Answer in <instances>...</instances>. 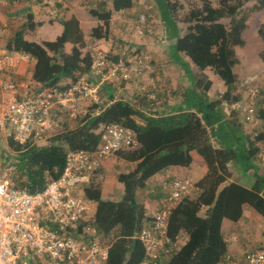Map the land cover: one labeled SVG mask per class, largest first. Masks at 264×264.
I'll use <instances>...</instances> for the list:
<instances>
[{
  "label": "trees",
  "instance_id": "1",
  "mask_svg": "<svg viewBox=\"0 0 264 264\" xmlns=\"http://www.w3.org/2000/svg\"><path fill=\"white\" fill-rule=\"evenodd\" d=\"M14 1L10 0L9 4ZM136 3L137 0H92L87 9L81 8L85 10H82L83 18L89 22L87 27L61 3H56L55 9H59L62 17L48 22L37 20L33 10L27 7L10 18L9 28L3 23L6 25L2 27L9 33L0 47L9 52L27 53L34 59L30 91L46 87L65 89L82 77L91 78L93 51L89 44L114 42L117 37L113 33L117 25L114 17L130 14ZM147 6L146 27L154 22L162 28L164 39L169 43L167 59L189 76L192 84L182 92V101L175 113L162 115L154 111L156 102L150 95H158L155 82L141 96L147 111L142 109L144 104L141 108L136 104L117 103L121 108L120 117L108 126L119 124L130 129L139 146L122 149L115 155L135 163V168L117 177L123 188L120 201L103 199L100 190L93 187L82 191L87 200L96 204V210L92 218L80 223L75 234L91 229L93 237L105 246L118 240L110 248L105 264L141 263L145 249L137 235L145 224L147 227L151 223L152 216L145 215V223L141 224L146 211L140 195L149 191V182L157 174L169 168L191 166L192 152H196L205 160L208 170L195 184L197 196L181 199L172 210L167 236L175 246L161 256V264H217L228 254V244L222 234L224 220L239 222L245 206L264 219V176L255 173L251 187L239 182V178L256 170L254 160L264 144V89L260 87L254 102V117L260 122L252 134L246 131V115L241 110H231L229 116L223 111L224 106H234L242 99L243 90L234 74L235 48L241 43L246 22L264 9V0H148ZM47 27L53 31L50 37H45ZM258 33L264 38V26ZM117 42L128 48L117 55L106 53L108 59L113 62L133 59L130 64L134 69L128 81L136 74L143 79L141 75L152 60L136 48L131 50L133 44L121 38ZM138 59L144 65L138 64ZM207 71L224 87L213 99L208 96L213 83ZM62 79H68L69 83L59 85ZM101 110V103L91 104L87 117H95ZM105 129L90 152L100 143ZM3 138L0 134V139ZM212 140L218 143V148ZM5 142L9 151L6 165L14 169L9 179L15 187L35 194L63 174L69 153L59 147L38 145L32 140L19 144L12 137ZM164 192L166 199L169 193L166 189ZM162 207L163 203L158 210Z\"/></svg>",
  "mask_w": 264,
  "mask_h": 264
},
{
  "label": "built area",
  "instance_id": "2",
  "mask_svg": "<svg viewBox=\"0 0 264 264\" xmlns=\"http://www.w3.org/2000/svg\"><path fill=\"white\" fill-rule=\"evenodd\" d=\"M9 3L10 0H0V7ZM145 27V16L141 15L135 32L143 35ZM92 57L91 78L130 79L133 59L113 62L101 50H94ZM137 63L144 65L142 59ZM23 64L28 68L22 72ZM33 64L31 55L0 47V134L12 137L19 144L32 140L40 145L52 129L55 109L67 111L76 119L80 101L98 105L101 100L98 88L85 77L65 89L46 87L30 91ZM260 89L258 86L249 88L248 96L256 100ZM254 115L253 104L246 111V120L256 121ZM135 147L133 131L111 124L94 151L69 153L61 177L51 181L41 192L30 194L0 174V264H105L110 247L94 238L91 229L75 234L90 213L89 204L76 195V191L80 179L96 172L104 159L122 149ZM194 188L189 178L164 184L169 196L163 200V207L151 215V223L137 235L145 249V258L139 264H161V256L175 246L167 236L169 218L181 199L192 196ZM217 264H264V244L241 256L226 254Z\"/></svg>",
  "mask_w": 264,
  "mask_h": 264
},
{
  "label": "crops",
  "instance_id": "3",
  "mask_svg": "<svg viewBox=\"0 0 264 264\" xmlns=\"http://www.w3.org/2000/svg\"><path fill=\"white\" fill-rule=\"evenodd\" d=\"M21 1H24L25 3H21ZM69 1L70 0H57L58 3H61L62 7L70 9L71 12L79 18L83 25L86 22L89 23L85 20V18H83L85 15L82 13L81 9L77 8L76 2L73 1V5H69ZM48 3L51 5L52 1L16 0V2H13V4L0 7V20H3L4 17L10 19L16 15H19L23 9L30 7L35 13L37 20L48 22L40 19V16L43 14L41 11V5ZM53 14V19L62 17V13L59 11V9L54 10ZM126 16L127 17H125L124 15V18L120 20V23H117L116 28L119 27L120 29H122L123 26H125L124 24H122V22L127 21H130L131 24L129 25H131L132 27V24L136 19V15L131 14L130 12V14ZM152 25L153 24L149 26L147 25L149 30L151 27H155L162 32V39L160 41L162 45H159L160 48L152 49L151 47L146 45L147 43H144L143 41L138 44L136 43V45L133 46L140 51L139 53H146L148 54V56L152 57V64H148L146 73L150 76L155 77V80L153 82H155L158 88V95L155 94L153 96V100L156 102L154 111H157L162 115L170 112L175 113L181 104L182 92L191 87L192 81L189 76H187L182 70H180L179 67H177V65L167 59V54L169 52V43L164 39L162 28L158 25ZM130 31L131 33H134L132 28H130ZM125 33L130 34L126 30ZM47 34H49V36L46 37H50L53 35V31L47 29ZM123 38L124 37H122L121 39ZM118 40L119 39L117 37L114 39V42L99 41L96 43V45L100 48H103L108 54L117 55L120 54V51L113 44H116ZM126 43L130 44L129 41H127ZM242 44V47L238 49L239 51H236L235 48V59L237 58V66L235 67L236 64L234 65V74L238 79L239 87L243 90L242 99L234 106L223 107V111L226 116H229L230 111L234 109H239L246 115L247 109L252 106L256 100H252L249 96L246 95L245 83L247 82V84H251L250 86H248V88L256 87L258 85H253V78H256V82L259 78H262L258 77L257 75H254V77L252 78L250 77L251 75L253 76V74L250 71L248 62L244 61L245 58L249 56V54L245 53V42ZM153 51L156 54L150 53ZM258 51L259 50L257 48L255 50V55L260 57V60L262 61V52L264 51V49L259 52ZM27 68L28 66H26V64H23L20 67V70L23 72ZM262 68L264 69V63ZM193 71L195 70L193 69ZM177 74L180 75V78L177 77ZM136 75H132V79L128 82H124L119 79H116L114 81H100V79L90 78L92 85L96 86L99 91L102 107L101 112L99 114L97 113L98 115L95 117H87L91 107V104L88 101H80L78 103L77 119L71 118L67 111H63L60 108L55 109L52 129L44 136V140L40 143V145L57 146L66 154L78 150L89 151L94 148V145L100 133L110 123L115 122L120 117L121 108L117 105V103L126 102L130 103L131 105L136 104V106H140L141 108L144 104V108L142 109L147 111L146 105L144 101H142L143 99L141 98V96L143 90L148 88V84L145 85V83H143V79H139V76ZM208 78L213 83L211 90L208 92V96L213 99L218 97V95L223 92L224 87L221 82L218 83V81H215V79L212 80V78H210L209 76ZM68 83V79H62L59 85L65 86ZM219 86L221 89L220 91H212L214 87L218 88ZM92 120L93 122L89 124ZM246 121V131L249 134H252L259 127L260 121ZM212 143L215 148L219 147L218 143L215 140H212ZM138 146L139 144L136 137V147ZM192 159L193 162L188 168H169L157 174L149 182V191H146L143 195H140V201L142 202V205L144 206L146 211V213L143 214L144 217L141 221V224L145 223L144 218H149L156 210L160 208L165 196L164 184L166 182L174 179L189 178L195 186V184L204 177L208 170L205 160L196 152H192ZM254 163L257 166L255 170L256 172L252 171L248 175L239 178V182L246 187H251L253 185L254 180L256 179L255 173L264 176V144L261 145V153L259 154V157L254 160ZM101 166L102 167L99 171L90 175L83 176L80 179L76 191V195L81 197L89 204L90 213L88 219L94 216L96 204L90 200H87L83 196L82 191L87 187H93L100 190L103 199L110 201H120L123 196V188L122 185L118 182L117 177L122 172H131L135 168V163L126 162L125 160L119 158L117 155H114L107 159H104ZM161 186L163 190L159 189L161 188ZM194 189L195 191L191 196L192 198H195L199 193L196 187ZM148 194L150 195L148 196ZM144 227H146V224L143 226V228ZM222 234L228 244V254L241 256L246 252L258 249L264 244V219L259 216L254 209L245 206L243 209V217L239 222L232 223L228 220L223 221ZM185 238L186 237L183 236L182 240L184 241ZM117 241L118 240L114 241L108 246L112 249Z\"/></svg>",
  "mask_w": 264,
  "mask_h": 264
},
{
  "label": "rangeland",
  "instance_id": "4",
  "mask_svg": "<svg viewBox=\"0 0 264 264\" xmlns=\"http://www.w3.org/2000/svg\"><path fill=\"white\" fill-rule=\"evenodd\" d=\"M42 1H45V0H42ZM51 1H52L51 5L49 3L41 5V11L43 13L40 16L41 20H45V21H49L50 19L53 20V15H54L53 12H54V10H56L55 9V4L58 3V2H57V0H51ZM73 1L76 2L77 8H79V9H81V8L87 9V7L89 5L88 3L90 2V4H91L92 0H90V1L89 0H70L69 1L70 2L69 5H73ZM147 1L148 0H137L136 8L131 12V14H135L136 15V17H135L136 19H135L134 23L132 24V27H131V25H129V24H131L130 21L122 22V24H124L125 26H123L122 29H120L119 27H117V28L115 27L114 30H113L114 31L113 33L118 37V39L124 37L123 39L126 42L129 41L133 45H136V43L138 44V43H141V41H143L144 43H147L146 45L151 47L152 49H154V48L158 49V48H160L159 45H162V43H160V41L162 39V32L160 30H158L155 27L154 28L151 27L150 30H149L148 27H145V32H144L143 35H138V34L135 33V25H136V22H137V18H139L141 15L145 16V20H146V24H147V18H148L147 15H148V9H149L148 8L149 6H147ZM22 2H24V1H21V3ZM17 6H19V5H17ZM84 9H82V10H84ZM142 11H144V12H142ZM84 12H85V10H84ZM125 17H127V16H125ZM123 18H124L123 14H121V15L117 14L114 17V22L120 23V20L123 19ZM10 20L11 19L6 18V17H4L3 20H0V42L3 41V39L9 33L8 29L7 30L4 29L2 27V25H3V23H6L8 25L7 28H9L10 27V25H9V21ZM124 21H126V20H124ZM152 24L154 26H157V24L154 23V22H152ZM84 26L85 27L89 26V23L86 22L84 24ZM261 26H264V9L259 11V12L254 13L251 16V18L246 22V24L244 26V29H243L244 31L242 33L241 43H239L238 46L236 47V51H239L238 49L240 47H242V45H243L242 43L245 42V44H246L245 53L249 54V56L246 57L244 61L248 62V66L250 68V71L253 74V76L252 75L250 76L251 78L254 77V75H257L258 77H262V78H259L257 82L255 80L256 78H253L254 79L253 80V82H254L253 85H258L259 87L262 88L264 86V69L262 68L263 63L260 60V57L255 55V50L257 48H258L259 51L264 49V38L261 37L259 35V33H258V30H259V28ZM130 28L133 29L134 33H131ZM47 29H50V31H51V28H47ZM47 29H45V31H46L45 37L49 36V34H47ZM125 30L128 31V33H130V34H126ZM117 37H115V38H117ZM89 45H90V47H91L93 52H94V50H101V51L107 53L103 48L98 47L96 44H92V45L89 44ZM113 45H115L120 52L123 51V49L125 50L126 47L128 48V45H126V44L122 45V44H120L118 42H116V44L114 43ZM134 48L135 47H132L131 50H134ZM248 50L251 51V52H249ZM154 51L150 52V53H155ZM143 55L149 57V60L150 59L152 60V57L148 56V54H146V53L144 54L143 53ZM235 64H236L235 65V67H236L237 66V58L235 59ZM146 72H147V68L144 69V71H143V73L141 75V78H143V83H145V85L146 84L149 85V84L153 83V81L155 80V77L150 76ZM205 73L207 74V76L212 78V80L215 79V81H218V83L221 82L216 76L213 75L212 72L208 71V72H205ZM177 77L180 78V75L177 74ZM250 85L251 84H247V82L245 83V92H246L247 96H248L247 88ZM213 90L220 91L221 89H220V86H219L218 88L214 87L212 89V91ZM6 139L7 138L5 136H4L3 139H0V174L3 175V176H6L8 178H11L13 173H14V169L12 167H7V165H6L8 163V161H9V151H8V148H7L6 142H5ZM193 193H194V191H193Z\"/></svg>",
  "mask_w": 264,
  "mask_h": 264
}]
</instances>
